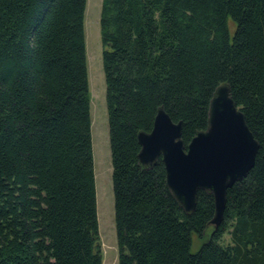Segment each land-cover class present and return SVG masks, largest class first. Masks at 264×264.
Wrapping results in <instances>:
<instances>
[{
  "label": "trees",
  "instance_id": "1",
  "mask_svg": "<svg viewBox=\"0 0 264 264\" xmlns=\"http://www.w3.org/2000/svg\"><path fill=\"white\" fill-rule=\"evenodd\" d=\"M84 7L0 0V264H101ZM98 27L117 264H264V0H101ZM221 85L257 150L214 227L210 192L185 212L137 134L161 109L185 149Z\"/></svg>",
  "mask_w": 264,
  "mask_h": 264
},
{
  "label": "water",
  "instance_id": "2",
  "mask_svg": "<svg viewBox=\"0 0 264 264\" xmlns=\"http://www.w3.org/2000/svg\"><path fill=\"white\" fill-rule=\"evenodd\" d=\"M138 160L153 164L159 156L166 184L185 212L194 208L197 190L212 195L217 226L225 204L226 189L252 167L257 143L241 112L229 97L227 87H217L208 107V125L197 132L185 149L180 140V122H172L158 109L149 132L137 134Z\"/></svg>",
  "mask_w": 264,
  "mask_h": 264
},
{
  "label": "rangeland",
  "instance_id": "3",
  "mask_svg": "<svg viewBox=\"0 0 264 264\" xmlns=\"http://www.w3.org/2000/svg\"><path fill=\"white\" fill-rule=\"evenodd\" d=\"M100 3L101 0H85L83 13L92 169L97 220V240L95 245L100 253L101 264H117L104 81L101 68L102 46L98 27ZM227 27L229 34H231L234 26L230 20L227 22ZM191 240L190 250L193 252L197 249L199 241L194 235Z\"/></svg>",
  "mask_w": 264,
  "mask_h": 264
}]
</instances>
